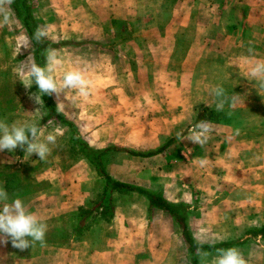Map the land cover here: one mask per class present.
Returning <instances> with one entry per match:
<instances>
[{
    "label": "rangeland",
    "instance_id": "obj_1",
    "mask_svg": "<svg viewBox=\"0 0 264 264\" xmlns=\"http://www.w3.org/2000/svg\"><path fill=\"white\" fill-rule=\"evenodd\" d=\"M245 3L258 4L13 0L11 23L0 26V120L39 125L49 116L45 105L39 115L33 113L38 87L26 88L14 72L29 56L35 62L29 31L34 34L38 25L49 26L51 43L67 44L55 49L64 60L56 75L78 60L93 87L74 104L61 94L64 110H57L77 131L49 118L42 126L59 134L46 159L21 156L20 147L0 152V187L9 202L20 198L36 214L54 206L60 214L39 217L47 226L44 246L36 242L20 250L10 239L0 242V264H192L180 226L163 211L149 213L146 198L136 193H114L116 221H100L75 239L79 206L93 208L104 188L81 144L114 148L105 157L114 179L161 193L173 204L187 203L198 243L245 240L235 249L246 264H264V238L246 235L264 225V87L250 75L261 61L251 58L249 49L250 41L259 46L263 35L260 15L245 11ZM217 86L224 97L214 96ZM219 99L225 100L223 111L216 110ZM199 121L212 128L204 145L176 138ZM172 138L176 143L162 156L126 152L148 153ZM201 159L207 160L203 167ZM120 243L123 249L113 250ZM216 255L197 253L200 264H212Z\"/></svg>",
    "mask_w": 264,
    "mask_h": 264
},
{
    "label": "clouds",
    "instance_id": "obj_2",
    "mask_svg": "<svg viewBox=\"0 0 264 264\" xmlns=\"http://www.w3.org/2000/svg\"><path fill=\"white\" fill-rule=\"evenodd\" d=\"M13 0H0V26L11 23L8 6ZM50 36L49 26H37L33 39L41 43ZM23 48H29L26 42ZM45 65L40 66L30 59L22 61L14 69L19 81L26 88H31L33 84L38 87V91L32 94V99L39 105L35 114L39 115L44 108L43 97L55 94L57 109L64 110V102L60 99L61 94L71 103H77L91 95L93 82L87 77L86 67L80 66V61H75L70 69L63 70L58 77L56 73L63 69L64 60L57 54L55 49H45ZM250 75L260 82L264 87V61H257L250 69ZM214 96L224 97V89L217 86L212 90ZM69 93H73L69 99ZM233 105L235 97L232 98ZM224 99H219L216 110L223 111ZM211 124L208 121H199L187 130V134L177 133L176 138L181 141H188L193 144L204 145L211 133ZM59 129L49 132L47 126H38L35 122L24 121L8 124L0 120V152L8 150L14 152L17 147L24 150L25 155H38L39 160L46 159L50 153L49 145L55 144ZM201 167L207 164V160L199 161ZM47 226L37 216L35 212L29 211L20 198L12 199L9 202L8 192L0 187V242L7 243L11 240L12 246L20 250L31 248L36 242L44 246ZM199 251V249H198ZM206 255V254H205ZM212 264H246L244 257L235 248L219 249Z\"/></svg>",
    "mask_w": 264,
    "mask_h": 264
},
{
    "label": "trees",
    "instance_id": "obj_3",
    "mask_svg": "<svg viewBox=\"0 0 264 264\" xmlns=\"http://www.w3.org/2000/svg\"><path fill=\"white\" fill-rule=\"evenodd\" d=\"M29 36L34 45L35 63H37L40 66L44 61V59L41 57V54L45 53V49L47 48L56 49L58 47L67 46V44H63V45L53 44L46 38L41 43H37L33 39V34L31 31H29ZM78 45H83V44H78ZM43 101L49 113V116L43 119L42 123L39 124L38 126L44 125L49 118L56 117L58 119H61L64 123H68L70 127L73 129V131L75 132L77 131L75 125L69 122L63 114H60L58 112L56 104L53 101L52 95L50 96L45 95L43 97ZM201 117L202 114L199 113L197 119H200ZM175 143H176V139L172 138L160 148L150 151L148 153H137L130 151H126V152H129L134 157L153 158L164 153ZM81 145L85 151L84 154L86 155L87 159L95 167L98 175L103 179L104 188L102 193L99 194L98 202L95 204L93 208L86 209L82 207L79 209L78 222L73 230V236L75 237L76 240L83 237L86 232H88L91 228H93L94 225L98 224L100 221H106L108 223H111L114 220L116 214V206L112 200V195L114 193H118V194L136 193L146 198V200L148 201L149 213L152 212L153 210L163 211L169 214L175 220V222L180 226L181 234L185 246L187 248V251L191 257L190 261L192 264H200L197 256L198 252H218L219 249L235 248L245 241V240L243 242H241V240L227 241L216 245H204L198 243L193 237L188 224L189 206L187 203L173 204L172 202L168 201L165 198V196L161 193L152 192L142 187L114 179L108 173L105 165V156L114 148L111 149L109 148L100 151L90 148L87 144H81ZM23 154H24V150L21 149L20 155L22 156ZM246 235L251 238H257V237L264 238V225L261 228L248 231Z\"/></svg>",
    "mask_w": 264,
    "mask_h": 264
},
{
    "label": "crops",
    "instance_id": "obj_4",
    "mask_svg": "<svg viewBox=\"0 0 264 264\" xmlns=\"http://www.w3.org/2000/svg\"><path fill=\"white\" fill-rule=\"evenodd\" d=\"M256 2H258V4H255V5H250V4H248V3H245L244 4V10L245 11H257V12H259V15H260V18L258 19V22H259V26L261 27V32H263V35H261L260 36V38H259V46H255V42L254 41H250V47H249V49L250 50H252V51H250L251 52V55H250V57L251 58H260V60L261 61H264V31H263V28H264V0H256ZM233 7H236V6H234L233 5ZM258 8V10L257 9H255V8ZM247 20V19H246ZM245 20V21H246ZM258 49V50H257ZM165 144V143H164ZM163 144V145H164ZM162 144H160V143H157V144H155V146H153L154 148H152L151 149V151H153V150H156V149H158V148H160L161 146H163ZM109 149V148H108ZM104 150H106V149H104ZM100 151H102V150H100ZM167 151V150H166ZM165 151V152H166ZM164 152V153H165ZM163 155V153L162 154H160V155H158V156H162ZM107 156V155H106ZM105 156V157H106ZM118 180V179H117ZM119 181H121V180H119ZM123 182V181H122ZM146 200V199H145ZM146 202L148 203V201L146 200ZM76 203V202H75ZM79 205V204H78ZM78 205H77V207H78ZM86 204L83 202L82 203V205H80L79 207L80 208H82V207H84ZM46 206V205H45ZM76 207V208H77ZM78 207V208H79ZM49 208H51V209H47L46 210V212H45V210H38V211H36L37 212V216L38 217H41V218H48V217H57V216H60V214L59 213H56V212H54V206H49ZM79 208V209H80ZM148 208H149V204H148ZM116 219H117V217H116V214H115V218H114V220L113 221H116ZM112 221V222H113ZM111 222V223H112ZM110 223V225H112ZM87 233V232H86ZM85 235V234H84ZM82 238V237H81ZM80 238V239H81ZM79 239V240H80ZM120 245H121V247L119 246V244H115V249H113V250H115V251H118V250H122L123 249V243H120ZM113 263H116V261L115 262H113ZM70 264H73V263H71L70 262Z\"/></svg>",
    "mask_w": 264,
    "mask_h": 264
}]
</instances>
